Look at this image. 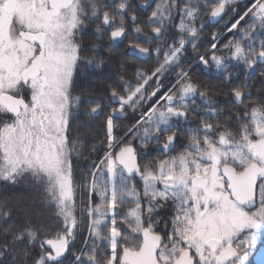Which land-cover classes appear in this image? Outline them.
I'll return each instance as SVG.
<instances>
[{
    "label": "trees",
    "instance_id": "trees-1",
    "mask_svg": "<svg viewBox=\"0 0 264 264\" xmlns=\"http://www.w3.org/2000/svg\"><path fill=\"white\" fill-rule=\"evenodd\" d=\"M252 2L155 0L150 8L140 10H134V4H124L128 14H136L133 29L138 34L128 31L120 42L111 40L108 32L117 26L131 29L124 18L126 13L91 5L93 18L89 28L95 23L99 32L95 35L90 29L92 32L88 33L86 42L98 49L81 55L84 66L76 87L78 94L90 98L69 101L64 131L75 222L86 225L89 207L102 205L99 193L109 188L108 180L101 175V163L93 176L92 172L111 142L117 141L213 42L214 49L183 78L199 79L203 99L188 101L185 116L170 114L160 106L161 102L123 142H131V135L138 133L139 140L157 143L168 128L173 127L177 145L195 143L203 152L209 146L217 149L224 140L231 146L228 149L231 152L234 149L233 152L240 156L244 149L234 146L240 147L259 136L264 126V65L261 64L264 63V57L261 58V53L264 55V19L259 14L258 17H244L224 33ZM218 4L227 5L228 12L217 24L211 25L207 17L210 9ZM102 15L107 23L104 27ZM188 39L192 40L191 44H187ZM127 43L148 48L151 57L141 61L129 56ZM131 77L147 80L135 85L138 87V113L133 117L128 115L123 121L111 119L109 94L124 93L120 85ZM157 84H162L163 89L146 106H141L150 93L146 88ZM94 106L100 110L90 114L89 108ZM44 181L28 175L9 180L0 174V264H36L48 237L38 223L52 222L55 232L59 229L57 224L63 222L60 214L53 210V196ZM118 183L120 181L116 180V185Z\"/></svg>",
    "mask_w": 264,
    "mask_h": 264
},
{
    "label": "flooded vegetation",
    "instance_id": "flooded-vegetation-1",
    "mask_svg": "<svg viewBox=\"0 0 264 264\" xmlns=\"http://www.w3.org/2000/svg\"><path fill=\"white\" fill-rule=\"evenodd\" d=\"M32 1L37 4L33 8L36 14L34 12L31 14L36 15L34 24L36 31L41 34L40 40L38 43H33L36 44V51L29 64L22 66L21 82L17 85V90L14 93L11 92L12 94L9 89L0 93V97L8 94L21 98L25 105L20 107L18 113L14 115L0 103V115H2L0 129L12 123L30 102L31 89L26 87L28 82L39 79V86H44L41 72L44 57L39 74L35 78L24 80L23 75L42 50L45 56L46 39L59 32L60 37L55 40L54 46L62 52L60 48L68 45V55L72 54L69 58L71 60L61 65L70 68L71 78L66 93L67 99L71 102L90 98L78 94L76 87L79 85L78 79L82 75L84 66L81 55L98 49L95 46H89L86 42L88 33L92 32L89 28L91 5L110 12L126 13L124 18L129 25L133 24H130L128 18L136 17V14H128L125 5L134 4V10L144 9L141 6L143 1L139 0H69L66 5L63 4L64 0H61V4L56 7L50 4V0H46L45 5L42 0ZM74 2H76L75 11L81 20L78 31H70L69 24H73V17H66L64 14L71 9ZM122 8L125 11H122ZM45 9H47V15L49 12L48 18L57 21L54 25L43 15ZM257 11L260 13V18L264 19V3L258 5ZM102 22L103 27L107 25L103 15ZM93 26L97 25L94 23ZM116 29H124V37L128 31L138 34L133 26L131 29L128 26L112 27L108 37L116 42L123 40L110 37ZM92 30L95 35L99 32V28ZM26 32L19 29V33H23L20 36L24 40H26ZM191 43L192 40L188 39L187 44ZM130 45L133 44L127 43L126 53ZM63 54L67 57V52ZM263 57L261 53V58ZM194 62L157 97L149 107L150 110L153 107L155 109V106L162 102L160 106L170 114L185 116L189 102L203 99L199 79H183L198 63L194 64ZM261 64L264 65V63ZM139 82H147V80L131 77L121 83L120 90L125 92L117 94L125 98L126 104L110 103L111 119V112L114 110L125 114L123 118H114L122 121L128 115L133 117L138 113V87L135 85ZM162 89V84L147 87L146 91L150 93L141 106H146L148 101ZM149 108L141 116L145 114L143 117H146L150 111ZM191 109L196 111L194 107ZM99 110L100 107L97 106L89 108L90 114L97 113ZM138 119L119 136L117 142L113 143V146L111 145L99 160L102 164L101 175L107 177L109 186L108 189L99 193L102 205L89 207V220L86 225L75 221L69 223V227L60 224L61 228L57 229L50 238L53 240L65 238V252L56 257L53 250L45 247V240L42 247L44 254L39 258L38 264H120L122 259L150 260L153 255L159 264H173L186 251L194 264H264V176L255 183L254 206L246 208L232 197L228 190V181L221 173L222 166L226 164L231 165L236 173H240L252 161L264 166V158L257 161L233 157V159L214 160L212 163L203 162L200 146L195 143L178 145L175 143L176 135L173 127H169L166 135L157 143L139 140L138 133L131 135L130 143L123 142V139L139 123ZM260 134H264V126ZM172 136L175 137L173 146L166 151L163 150L161 146H165L168 138ZM132 138H135L133 142ZM126 146H132L134 149L141 173L139 177L124 176L121 168L115 163V154ZM107 153L112 154V173H109L110 169H106L107 163L104 158ZM232 153L234 156L238 155L235 152ZM116 180L120 181L117 185ZM177 182H181L184 187L176 185ZM165 183H171L172 188L165 189ZM127 185L131 188H125ZM144 236L149 240L146 248H143ZM48 255L49 259L56 257V260L50 261L47 259Z\"/></svg>",
    "mask_w": 264,
    "mask_h": 264
},
{
    "label": "rangeland",
    "instance_id": "rangeland-1",
    "mask_svg": "<svg viewBox=\"0 0 264 264\" xmlns=\"http://www.w3.org/2000/svg\"><path fill=\"white\" fill-rule=\"evenodd\" d=\"M42 1L45 5L46 0ZM146 1L141 2L142 8L152 6L143 7ZM263 3L264 0H253L229 24L224 33L233 29L236 23L244 17H255L256 15L258 17V14H260L257 11L258 5ZM36 6V2L32 0H0V93L7 89L10 93L17 90V85L21 82L22 66L29 64L34 56L36 44L33 43H38L41 37L34 24L36 13L33 8ZM75 9L76 2L70 10L64 13L66 17H73V24H69L70 31H78L81 25L80 16ZM31 12L35 14H31ZM43 15L45 18L49 17L47 9H45ZM89 17L92 20V15H89ZM49 20L53 25L57 22ZM44 27L46 28V26ZM19 29L27 31L26 40L21 38L20 34L23 35V33H19ZM90 29H98V26H92ZM49 30L52 29L49 28ZM59 37L60 33L58 32L44 42L45 56L41 66L44 86H39V79L28 82L26 87L31 89L30 102H28L25 109L21 110L12 123L0 129V174L3 178L9 180L17 179L22 175H28L34 179H45L49 187L48 191L53 196L52 202L55 205L53 210L58 212L63 219L62 223L57 224L60 229L61 225L69 227V223H73L74 220L71 207L73 196L70 176L68 175L67 148L64 137L67 112L70 105L66 93L71 74L69 67L61 66L62 63H68L71 60L69 58L72 57V54H70L71 56L68 55V45H63L60 48L62 52L57 50L54 45L55 40ZM64 40L66 39L64 38ZM212 49H214V42L195 61L200 62L204 55ZM63 52H67V57ZM153 111L154 107L146 117H149ZM143 119H140V121ZM115 142L117 141L111 143ZM217 147V149H214V146H209L203 151V162L212 163L214 160L228 157L231 159L233 157L250 158L259 161L264 158V134H259L255 140L248 141L240 147L234 146L237 149H244L243 154H240V156H234L233 151L231 152L228 149L231 146L224 140H221ZM104 159L107 163L106 169H110L109 173H112V154L107 153ZM175 184L184 187L181 182ZM164 188L171 189L172 184L165 183ZM57 216L59 215L57 214ZM38 226L39 229L47 231L48 237L45 240L51 239L50 236L54 235L53 223L39 222ZM43 254L41 248L36 264H38L39 258Z\"/></svg>",
    "mask_w": 264,
    "mask_h": 264
},
{
    "label": "water",
    "instance_id": "water-1",
    "mask_svg": "<svg viewBox=\"0 0 264 264\" xmlns=\"http://www.w3.org/2000/svg\"><path fill=\"white\" fill-rule=\"evenodd\" d=\"M69 0H64L63 4H68ZM155 0H147L143 7H150ZM50 4L54 7L61 4V0H50ZM228 7L226 5H217L214 6L208 15V21L210 24L217 23L221 17L227 12ZM122 11H125L122 8ZM129 22L134 24L136 23V17L130 16L128 18ZM125 34L124 29L114 30L110 37L113 39L121 40ZM43 50L33 59L31 65L27 68L23 75L24 80L35 78L40 71L41 61L43 59ZM127 54L134 56L141 61H147L150 58L151 52L148 48L141 47L139 45H130L128 47ZM109 101L111 104H126L125 98L119 96L116 92H111L109 94ZM0 103L12 114L16 115L20 107L25 105L24 101L21 98H16L8 94H3L0 97ZM111 116L114 118H123L124 113L114 110L111 112ZM175 137L172 136L168 138L165 146H161L163 150H167L173 146ZM115 163L121 168L124 176L127 177H139L141 173L139 171V166L137 164L136 155L132 146H126L119 150L114 156ZM222 175L228 181V190L230 191L232 197L239 203L243 204L246 208H252L255 204L254 202V186L255 183L264 176V166H260L257 162H250L240 173H236L234 168L231 165H224L221 168ZM65 238L58 240L49 239L45 242V247L54 251L56 257L62 255L65 252ZM148 237H143V248H146L148 245ZM189 253L186 251L182 253L173 264H194V261L188 257ZM56 257L47 259L50 261L56 260ZM120 264H159L156 260V257H153L150 260H125L122 259ZM263 264V263H257Z\"/></svg>",
    "mask_w": 264,
    "mask_h": 264
}]
</instances>
